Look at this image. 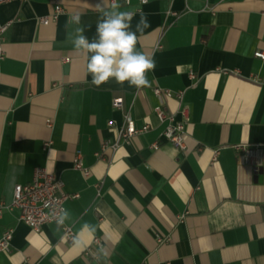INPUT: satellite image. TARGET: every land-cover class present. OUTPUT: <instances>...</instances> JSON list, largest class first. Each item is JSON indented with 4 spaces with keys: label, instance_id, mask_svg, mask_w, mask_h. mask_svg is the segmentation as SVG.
Instances as JSON below:
<instances>
[{
    "label": "crops",
    "instance_id": "obj_1",
    "mask_svg": "<svg viewBox=\"0 0 264 264\" xmlns=\"http://www.w3.org/2000/svg\"><path fill=\"white\" fill-rule=\"evenodd\" d=\"M59 2L65 11L47 24L38 17L52 12V0L0 5V20L13 19L0 59V206L45 166L79 193L64 213L77 238L65 239L54 221L37 231L4 208L0 237L13 233L0 264H264V162L256 169L233 146L264 147V59L255 55L264 49V0H119L117 11L141 8L131 30L141 14L150 25L137 32L136 49L155 68L139 90L114 79L93 85L87 55L73 47L77 28L95 35L99 0ZM74 13L80 24L69 23ZM157 85L173 94L156 95ZM157 104L179 119L189 106L185 148L163 135ZM127 112L149 128L97 155ZM77 150L89 175L74 166Z\"/></svg>",
    "mask_w": 264,
    "mask_h": 264
},
{
    "label": "built area",
    "instance_id": "obj_2",
    "mask_svg": "<svg viewBox=\"0 0 264 264\" xmlns=\"http://www.w3.org/2000/svg\"><path fill=\"white\" fill-rule=\"evenodd\" d=\"M15 1V0H0V5L6 2ZM24 1V0H19ZM54 2V8L50 14L39 16L38 20L41 23H49L52 20H56L59 15L65 11V8L61 5L59 0H52ZM109 3H117L119 0H107ZM124 3L130 4L131 0H123ZM149 0H138L140 7L146 4ZM127 10L126 12L135 13L137 10ZM172 14L178 15V11H172ZM13 19L7 21L0 20V59L5 56V32L8 29L9 25ZM255 55L264 59V49H257ZM191 76H194V73L191 72ZM154 92L156 95L162 96H171L173 92L169 88H164L161 86H155ZM183 90H178L175 92V95L181 100L183 99ZM113 103L117 108L123 106L122 97L116 96L113 99ZM155 113L158 115L161 121H166V126L163 131L165 138L172 142L179 148H185V120L188 118L189 106L184 104L179 112L182 114V118L177 117L176 111H168L166 107L162 104H157L154 107ZM50 122V121H49ZM112 123L113 121H109ZM149 124L146 123L141 127H137L134 124L133 118L129 112L124 115V125L120 129L119 135L116 140L110 141L109 139L105 140L102 144V149L97 151V155H102L103 150L111 146L113 149H116L119 146L121 139L129 141L130 138L143 131H146L149 128ZM51 141H47L46 144H50ZM159 142L154 141L151 146L156 148L158 147ZM234 148L242 155L245 162L253 165L256 169L262 166L264 162V147L260 144H248V143H237L233 145ZM221 147H216L214 149V154L212 157V162L218 160ZM74 166L80 169L85 175L90 174V168L84 165L82 153L80 150H77L74 157ZM79 195L78 192H69L65 189L64 180L55 172L49 171L45 166H37L34 171L33 179L25 183H16L14 188V198L12 202L8 205L0 206V213H2L4 208H17L19 210V218L31 226L33 229L40 231L45 223L54 221L61 225L62 227V236L70 241H73L77 238V233L72 224L67 223L64 217L66 211V202L75 198ZM13 229H7L2 237H0V250H9L11 247ZM94 244L98 246L101 245L100 239L97 237L94 239ZM93 252L92 247H88L87 253ZM21 264H37L29 259H25ZM142 264H148L143 262Z\"/></svg>",
    "mask_w": 264,
    "mask_h": 264
},
{
    "label": "clouds",
    "instance_id": "obj_3",
    "mask_svg": "<svg viewBox=\"0 0 264 264\" xmlns=\"http://www.w3.org/2000/svg\"><path fill=\"white\" fill-rule=\"evenodd\" d=\"M95 7L102 14L97 19L95 35L90 39L84 35L85 28L81 26L73 41L74 49L87 55L86 70L92 76V84L100 86L114 79L121 85L127 81L130 87L138 90L149 87L151 82L146 73L154 70L155 61L136 49L137 32L150 26L147 17L141 14L133 31V12L117 11L119 5L116 3L109 8L105 0H99ZM69 23L80 24L81 14L74 13Z\"/></svg>",
    "mask_w": 264,
    "mask_h": 264
}]
</instances>
